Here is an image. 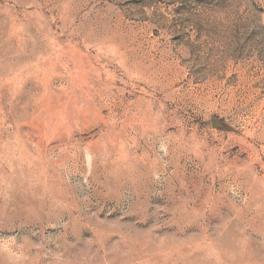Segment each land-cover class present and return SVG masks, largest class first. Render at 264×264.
<instances>
[{"label": "rangeland", "instance_id": "374dc122", "mask_svg": "<svg viewBox=\"0 0 264 264\" xmlns=\"http://www.w3.org/2000/svg\"><path fill=\"white\" fill-rule=\"evenodd\" d=\"M0 264H264V0H0Z\"/></svg>", "mask_w": 264, "mask_h": 264}]
</instances>
